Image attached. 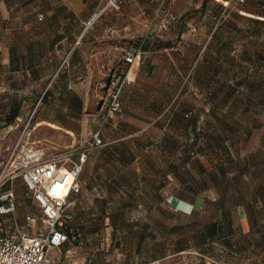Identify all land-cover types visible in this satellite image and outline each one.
Segmentation results:
<instances>
[{
	"label": "crops",
	"instance_id": "0c3cea01",
	"mask_svg": "<svg viewBox=\"0 0 264 264\" xmlns=\"http://www.w3.org/2000/svg\"><path fill=\"white\" fill-rule=\"evenodd\" d=\"M105 1L0 0V90L2 94L7 90L13 96L24 97L20 106L13 108V113H18L23 103L27 106L40 103L33 130L63 133L73 141L69 146L77 145L75 141L86 115L94 116L92 131L97 127V108L105 92L108 69L121 62V53L128 44L144 38L149 48L140 61L131 66L130 82L121 94L125 123L118 124L114 116L111 118L106 125L111 133L107 138L109 143L138 140L134 132H126L127 124L143 129L149 126L150 120L153 123L167 112L161 124L164 130L168 127L163 144L172 140L189 146L193 138L202 139L197 134V96L203 95V110L208 116L218 111L241 112L237 126L257 132L258 163H253L249 171L246 168L248 157L237 158L236 168L226 166V162L223 166L204 165L198 175L205 176L201 191L211 194L207 195L208 199L212 202L231 200L233 207L243 211L247 225L253 230L250 224H256L258 214L264 211V2L248 0L229 10L216 0H191L189 7L180 12L175 0H136L145 8L140 14L141 25L136 29L131 26L133 16L125 10L127 0H120L123 1L120 9L114 8L110 15L97 19ZM94 15L98 16L88 24ZM181 17L183 28L180 27ZM165 18L167 25L163 22ZM181 30L186 33L191 54L188 68L183 72L175 68L180 62L176 50L181 42ZM154 41L169 43V46L151 49ZM66 56L69 59H65ZM213 59H228L226 64L247 66L242 73L228 75L229 66L221 62L216 66ZM92 96L96 99L88 110L87 102ZM40 97L44 98L43 102ZM145 111L153 116L143 115ZM13 118L19 120L20 116ZM40 135L35 143L44 147L48 156L57 151L54 147L52 152L48 151L45 146L49 140L46 135ZM204 138L209 143L215 141L211 137ZM113 156L122 166L108 169L106 182L99 179V170L91 169L90 179L82 171L81 193L73 216L82 192L105 183L113 196L110 204L113 208L163 207L169 198L192 205L199 197L194 186L196 161L188 151L187 155L177 158L179 163L166 175L169 179L164 176L162 161L158 163L147 154L123 151ZM244 182L250 183V196L243 187ZM220 184L235 188L221 197L216 192ZM120 189L130 194L128 203H119L116 194ZM254 206L261 212L254 211ZM139 218L131 219V226L122 233L124 238H147L144 221ZM74 223L78 225L75 219ZM73 246L78 245L65 243L59 248L67 253Z\"/></svg>",
	"mask_w": 264,
	"mask_h": 264
},
{
	"label": "rangeland",
	"instance_id": "374dc122",
	"mask_svg": "<svg viewBox=\"0 0 264 264\" xmlns=\"http://www.w3.org/2000/svg\"><path fill=\"white\" fill-rule=\"evenodd\" d=\"M175 1L178 2L181 12L189 7L191 0ZM216 1L221 3L220 0ZM121 2L123 3L120 0H106L99 9L102 12L97 19L106 14L110 15L109 12L113 11L114 8L120 9ZM125 2L127 3L125 5L126 13L133 16L131 26L139 29L141 20H143L140 14L145 8H143L142 3L136 0ZM147 9L149 11V5ZM181 19L182 17L179 19L180 27L183 28L184 22ZM165 20L167 19L165 18L163 22L167 25L168 22ZM179 40L181 42L176 51L180 62L175 64V68L183 72L188 68L191 54L189 53L186 33L182 30L179 33ZM169 43L171 44V40ZM124 51H122L121 56L124 55ZM65 59H69V56H66ZM106 59L110 58L106 57ZM140 59L141 57L135 62L140 61ZM213 60L217 62L216 66H219V62L229 66L228 75L242 73L247 66L236 63L231 64L233 67L230 68L231 65L226 64L228 59ZM148 67L146 65V70ZM23 98L19 95L13 96L12 92H7V90L2 94L0 90V232H9L20 227L27 214L40 215V211L30 198L21 178L14 176L5 167L6 160L15 143L21 137L26 141L36 142L41 136L40 134H44L49 140L45 146L48 151L52 152V147L59 151L73 144V141L63 136V133L55 134L46 130H44L45 133H41L42 131L33 130L40 103L29 104L28 106L23 103V108L18 111L20 119L12 118L13 108L19 107V102H22ZM25 98L27 99V97ZM95 99V96L89 97L88 110L94 106ZM43 100L44 98L41 99V102ZM203 103V95L197 96L196 108L199 115L197 134L202 139L200 138L195 145H192L191 142L189 146L183 145L172 140L169 144H163L162 138L168 127L164 130L161 124L166 119V112L157 117L155 122L151 123L150 120L149 126L143 129L127 124L126 132H134L138 139L127 140V143L122 141L116 144L109 143L107 138L111 133L107 126L105 145L96 149L89 156L83 169V174L87 175L88 179L92 177L89 175L91 169L99 170L98 174L101 175L99 179L106 182L108 169H117L122 166L121 161L114 159V153L128 151L147 154L154 161L157 159L158 163L162 161L164 176L169 179L166 175L169 174L168 172L172 167L179 163L177 158L187 155L188 151L189 156L196 161L197 175L194 186L196 195L199 197L195 203L189 205L169 198L168 203L163 207L148 209L113 208L110 206L113 196L110 195L107 183L101 184L94 190H84L74 216L75 222L83 230V243L69 247L67 253L63 248L51 249L49 256L53 260V264H151L155 260L159 264H264V211L261 212L260 208L254 206L253 210L261 213L257 216L258 221L253 226V230H250L243 211L233 207L231 200L225 198L222 201L212 202L208 199L209 196L207 197V195L211 194H205L201 191L203 183L205 184V176L198 175L199 170L204 165L213 167L227 162L225 163L226 166L236 168L235 159H245V157H248L246 168L250 171L252 164L258 161L255 152L259 143L257 132H253L252 128L242 129L237 126L241 112L218 111V113H211V116H208V112L206 115L203 110ZM123 113L121 108L113 117L118 124L123 125L125 123ZM143 115L153 116L147 111ZM85 117L86 120L80 128V136L75 141L76 144L84 142L94 127V116L89 113ZM224 119L229 120V122H224ZM25 128L26 133L23 135ZM28 133H30L29 136ZM204 136L208 139L220 137V141L215 140L209 143ZM208 143L209 145H207ZM201 146L203 147L200 149ZM192 150L195 151V154L191 153ZM208 155H212V157L210 158ZM229 159L232 161L231 164H228ZM206 179H209V176H206ZM245 183L243 187H245L247 195L250 196V183L248 185ZM234 188L233 185L220 184V187L216 188V192L222 197L223 194H229ZM116 197H118L119 203H128L131 198L130 194L123 189L117 192ZM139 217H141V221H144V227L148 233L147 238H124L122 233L131 226V219L135 221L134 219L138 218L139 220ZM213 221L218 222L220 226V234L215 236L209 234V225Z\"/></svg>",
	"mask_w": 264,
	"mask_h": 264
},
{
	"label": "built area",
	"instance_id": "2783aa9c",
	"mask_svg": "<svg viewBox=\"0 0 264 264\" xmlns=\"http://www.w3.org/2000/svg\"><path fill=\"white\" fill-rule=\"evenodd\" d=\"M247 1L220 0L224 7L231 9ZM141 54L140 46L130 45L124 51L121 64L108 69L105 92L97 108L98 124L84 142L49 156L44 147L23 137L15 143L5 167L21 178L40 215L27 214L20 227L0 232V264H53L49 256L51 249L65 243H83V232L74 223L73 216L81 193L79 177L88 157L105 145L103 130L121 110V94L130 82L129 71ZM151 264L159 263L155 260Z\"/></svg>",
	"mask_w": 264,
	"mask_h": 264
},
{
	"label": "trees",
	"instance_id": "16d2710c",
	"mask_svg": "<svg viewBox=\"0 0 264 264\" xmlns=\"http://www.w3.org/2000/svg\"><path fill=\"white\" fill-rule=\"evenodd\" d=\"M222 5V4H221ZM223 6V5H222ZM224 7V6H223ZM224 8H226V9H231L230 7H224ZM167 22H168V19L166 20ZM130 45H136V46H140V50H141V56L143 55V53L145 52V50H147L148 48H149V45H148V42H146V39H142V38H138L136 41H133V42H131L130 44H128V47L130 46ZM167 46H169V43H162V42H153L152 43V45L150 46L151 47V49H156V48H163V47H167ZM125 50V49H124ZM121 63H119L117 66H119ZM116 66V67H117ZM258 87H260V85L258 86ZM18 113L17 112H15V113H13L12 114V118L13 117H15L16 115H17ZM198 139V138H197ZM197 139L196 138H193L192 140H191V144L192 145H195V143H197ZM213 139L214 140H217V141H220L219 140V137H213ZM207 145H209V144H207ZM191 147V146H190ZM189 147V148H190ZM192 147H194V146H192ZM203 146H201V147H199L200 149L202 148ZM191 153H193V154H195V151H191ZM227 163V162H226ZM232 163V161H231V159H229V163L228 164H231ZM219 166H223V165H219ZM31 198V197H30ZM198 197H196L195 199H197ZM194 199V200H195ZM251 225V228H253V226L255 225V224H250ZM78 226V225H77ZM210 235H212V236H215V235H218L219 234V231H220V226H219V223L218 222H212V223H210ZM79 227V226H78ZM80 228V227H79ZM81 229V228H80ZM81 231L83 232V230L81 229Z\"/></svg>",
	"mask_w": 264,
	"mask_h": 264
},
{
	"label": "water",
	"instance_id": "95a60500",
	"mask_svg": "<svg viewBox=\"0 0 264 264\" xmlns=\"http://www.w3.org/2000/svg\"><path fill=\"white\" fill-rule=\"evenodd\" d=\"M98 15H94L93 18L91 19V21L88 23L90 24Z\"/></svg>",
	"mask_w": 264,
	"mask_h": 264
}]
</instances>
